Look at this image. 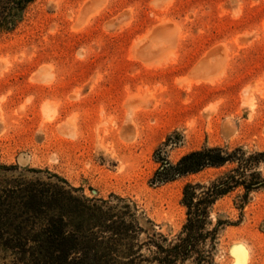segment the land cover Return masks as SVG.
<instances>
[{"label": "rangeland", "instance_id": "374dc122", "mask_svg": "<svg viewBox=\"0 0 264 264\" xmlns=\"http://www.w3.org/2000/svg\"><path fill=\"white\" fill-rule=\"evenodd\" d=\"M205 148L264 152V0H25L0 28L1 192L65 185L129 205L138 243L173 241L184 187L237 163L157 173ZM250 170L260 187L209 210L210 228L221 223L213 264L233 250L264 264V162Z\"/></svg>", "mask_w": 264, "mask_h": 264}, {"label": "trees", "instance_id": "16d2710c", "mask_svg": "<svg viewBox=\"0 0 264 264\" xmlns=\"http://www.w3.org/2000/svg\"><path fill=\"white\" fill-rule=\"evenodd\" d=\"M23 1L0 0V28ZM259 162H264V152L245 156L240 149L205 148L183 156L175 166L163 163L158 181L237 163L230 174L208 185L184 187L187 218L173 241L148 237L138 243L141 228L129 205L121 211L97 204L73 195L65 185L35 181L0 191V264H213L221 223L210 228L209 210L236 187L247 192L260 187L263 180L250 173Z\"/></svg>", "mask_w": 264, "mask_h": 264}, {"label": "bare ground", "instance_id": "6f19581e", "mask_svg": "<svg viewBox=\"0 0 264 264\" xmlns=\"http://www.w3.org/2000/svg\"><path fill=\"white\" fill-rule=\"evenodd\" d=\"M91 7V6H90ZM89 7V8H90ZM86 10V9H85ZM88 10V9H87ZM89 11V10H88ZM87 11V13H88ZM85 13V12H84ZM81 15V14H80ZM82 18V17H81ZM205 77V75H204ZM207 79V78H206ZM232 256L234 257V262L232 264H245L246 263V256L242 253L241 250H233Z\"/></svg>", "mask_w": 264, "mask_h": 264}]
</instances>
